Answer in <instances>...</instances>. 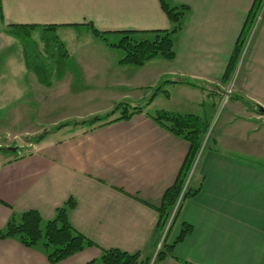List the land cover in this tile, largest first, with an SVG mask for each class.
Here are the masks:
<instances>
[{"label":"crops","instance_id":"obj_1","mask_svg":"<svg viewBox=\"0 0 264 264\" xmlns=\"http://www.w3.org/2000/svg\"><path fill=\"white\" fill-rule=\"evenodd\" d=\"M254 1L172 0L191 8L172 36L175 58L137 67L121 63L115 45L129 33L143 41L169 30L160 0H0V134L21 151L0 152V231L14 213L51 220L73 198L70 222L94 245L58 264H87L102 249L154 260L157 208L189 149L154 114H193L213 127L189 177L201 191L184 203L170 241L185 224L192 232L175 246L177 259L154 264H264V2L232 76L234 97L217 116L221 79ZM122 101L144 110L94 129L53 130ZM45 131L36 144L19 142ZM0 264L52 263L40 247L0 237Z\"/></svg>","mask_w":264,"mask_h":264},{"label":"trees","instance_id":"obj_2","mask_svg":"<svg viewBox=\"0 0 264 264\" xmlns=\"http://www.w3.org/2000/svg\"><path fill=\"white\" fill-rule=\"evenodd\" d=\"M160 2L163 11L171 23V28L155 32L153 40L139 41L134 39L130 35L131 33L125 35L115 45L125 52L121 63L139 67L157 57H162L166 60L175 58L176 52L172 36L182 29L185 17L191 8L185 4L175 5L172 3V0H160ZM263 2L264 0H255L253 3L221 79L223 85L230 81L237 69L243 48L250 36L253 23L262 8ZM92 30L96 36L103 38V33L94 28ZM143 110L144 108L136 107L130 101H122L115 104L107 113L88 120L62 123L54 129L59 131L67 127L78 126L94 129L114 122L129 120L135 114L142 113ZM154 119L175 135L182 137L189 144V149L179 174L174 183L166 189L162 202L157 208L159 214L157 222L159 242H161L162 236H164L168 227L161 248L154 262L153 259L142 256L140 252L129 253L120 249H102L100 257L87 264H154L157 260H162L168 255L177 259L173 255L175 246L192 232V226L185 224L174 241H170L171 232L178 221L184 203L196 197L201 191V186H192L190 181L188 182V179L202 150L210 139L211 134L208 137L210 124L193 114H178L167 111L156 112ZM50 131L43 132L41 135L33 138V142H31L36 144L42 141ZM19 153H21L20 150L16 154H13L15 158L21 157ZM180 197L181 200L178 204ZM75 206L76 201L70 198L62 207L57 209L55 217L51 220H45L35 210H30L20 215L14 213L5 230L0 231V237L2 239H16L30 249L40 247L52 264H58L94 245L93 241L78 232L70 222L69 213ZM176 206L177 209L173 215Z\"/></svg>","mask_w":264,"mask_h":264},{"label":"rangeland","instance_id":"obj_3","mask_svg":"<svg viewBox=\"0 0 264 264\" xmlns=\"http://www.w3.org/2000/svg\"><path fill=\"white\" fill-rule=\"evenodd\" d=\"M262 14H263V10L261 9L260 11H259V13H258V15H257V18H255V21H254V23H253V28H254V26H255V24H256V20L259 18V17H261L262 16ZM253 28H252V30H253ZM252 30H251V33H252ZM251 33H250V35H251ZM47 37H48V39L49 38H53L52 37V35H47ZM38 39L39 38H36L35 40L36 41H38ZM150 40H153V38L152 39H150ZM248 43V40H247V42H246V44ZM245 44V45H246ZM44 48V46L41 44L40 45V47H39V51H42V49ZM245 48H246V46H245ZM245 48H243V51H244V49ZM243 55V52H242V54H241V56ZM241 56H240V59H241ZM240 59H239V63H238V66H237V69H236V71H235V73L234 74H236L237 75V73H238V69L240 68V64H241V62H240ZM28 60L31 62V64L32 65H34V66H36V67H38V68H40V67H42L43 65H42V63L40 62V61H38L37 60V58H36V55L33 53V52H31V53H29V55H28ZM52 63H49L48 65L50 66ZM235 82H230L228 85H227V83L226 84H224V86H223V92L224 91H228V90H230V88H229V86L231 87L233 84H234ZM221 84H222V82H221ZM223 85V84H222ZM228 86V87H227ZM233 90V89H232ZM233 97H234V94H231V97H230V99H229V101H231L232 99H233ZM0 130H1V126H0ZM53 130H54V128H53ZM11 137V136H10ZM9 137H6V139H3L2 138V135L0 134V152H3L1 149L3 148H6V147H8L7 145H12L13 143L12 142H14V141H11V140H9L8 139ZM14 138H15V140L16 141H19V137L18 136H14ZM15 141V142H16ZM33 142V140H30V141H24V140H22V141H19V142H21V143H24V142ZM14 145V144H13ZM4 146H6V147H4ZM23 153H24V151H23ZM8 155H10V156H13V153H9ZM162 238H163V236H162ZM40 246H41V244H39Z\"/></svg>","mask_w":264,"mask_h":264},{"label":"built area","instance_id":"obj_4","mask_svg":"<svg viewBox=\"0 0 264 264\" xmlns=\"http://www.w3.org/2000/svg\"><path fill=\"white\" fill-rule=\"evenodd\" d=\"M230 88V90H228V91H225V93H224V95H223V99H222V108L229 102V99H230V97H231V94H232V89H231V87H229ZM183 194V193H182ZM182 197V196H181ZM181 197H180V199H179V201H178V204L180 203V200H181ZM178 204H177V206H178ZM177 206H176V208H175V210H174V213H173V215L175 214V211H176V209H177ZM173 215H172V217H173ZM168 229V228H167ZM166 229V230H167Z\"/></svg>","mask_w":264,"mask_h":264},{"label":"water","instance_id":"obj_5","mask_svg":"<svg viewBox=\"0 0 264 264\" xmlns=\"http://www.w3.org/2000/svg\"><path fill=\"white\" fill-rule=\"evenodd\" d=\"M259 112L264 114V108H259ZM6 151H10L12 153H16L18 151V148L17 147L6 148Z\"/></svg>","mask_w":264,"mask_h":264}]
</instances>
